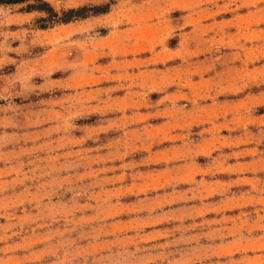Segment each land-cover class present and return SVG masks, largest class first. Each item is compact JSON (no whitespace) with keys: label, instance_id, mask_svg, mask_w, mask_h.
<instances>
[{"label":"rangeland","instance_id":"1","mask_svg":"<svg viewBox=\"0 0 264 264\" xmlns=\"http://www.w3.org/2000/svg\"><path fill=\"white\" fill-rule=\"evenodd\" d=\"M41 1L0 4V264H264V0Z\"/></svg>","mask_w":264,"mask_h":264},{"label":"trees","instance_id":"2","mask_svg":"<svg viewBox=\"0 0 264 264\" xmlns=\"http://www.w3.org/2000/svg\"><path fill=\"white\" fill-rule=\"evenodd\" d=\"M31 0H0V4H20ZM34 3L30 6L32 10H38V11H44V12H50L52 13L51 9L47 6L46 3L42 2L41 0H32ZM82 9L79 10H68L67 12H64L61 14V17L58 18V22L65 23L68 20L71 19L72 16L76 17L78 15H81ZM51 16H54L52 14Z\"/></svg>","mask_w":264,"mask_h":264}]
</instances>
